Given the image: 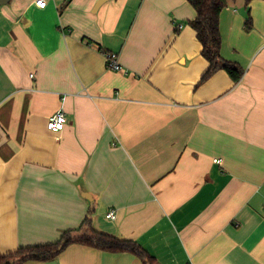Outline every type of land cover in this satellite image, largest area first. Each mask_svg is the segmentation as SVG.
<instances>
[{"label":"crops","instance_id":"1","mask_svg":"<svg viewBox=\"0 0 264 264\" xmlns=\"http://www.w3.org/2000/svg\"><path fill=\"white\" fill-rule=\"evenodd\" d=\"M36 2L0 4V251L93 227L152 264H264V0L221 14L239 81H201L189 0ZM54 262L148 264L80 243Z\"/></svg>","mask_w":264,"mask_h":264},{"label":"trees","instance_id":"2","mask_svg":"<svg viewBox=\"0 0 264 264\" xmlns=\"http://www.w3.org/2000/svg\"><path fill=\"white\" fill-rule=\"evenodd\" d=\"M249 8L252 0H245ZM197 11L195 19L189 23L197 32L202 44V54L209 66L201 81L211 77L219 70H226L235 81L243 76V69L234 61L225 59L221 49L223 44L220 18L228 5V0H189ZM247 28L251 27L248 19ZM85 222H90L88 218ZM76 230H68L53 243L20 247L13 252L0 251V264H23L27 261L54 262L71 244L80 243L100 250L111 252H132L139 255L145 263L152 264L154 258L135 240L122 239L117 236L91 228L89 236L75 237Z\"/></svg>","mask_w":264,"mask_h":264},{"label":"built area","instance_id":"3","mask_svg":"<svg viewBox=\"0 0 264 264\" xmlns=\"http://www.w3.org/2000/svg\"><path fill=\"white\" fill-rule=\"evenodd\" d=\"M36 4L44 8L47 4V0H37ZM180 28L183 27V24L179 25ZM107 56V67L111 70H123V67L118 62L117 54L106 52ZM67 124V117L63 109H59L57 112H55L53 115L49 117L47 127L49 130L53 132H61ZM107 217L110 219H116L117 218V212L115 209H111L107 213ZM192 264V263H189Z\"/></svg>","mask_w":264,"mask_h":264},{"label":"water","instance_id":"4","mask_svg":"<svg viewBox=\"0 0 264 264\" xmlns=\"http://www.w3.org/2000/svg\"><path fill=\"white\" fill-rule=\"evenodd\" d=\"M3 2H4V0H0V4ZM50 264H56V262H51Z\"/></svg>","mask_w":264,"mask_h":264}]
</instances>
